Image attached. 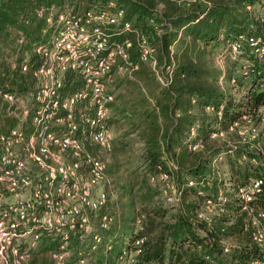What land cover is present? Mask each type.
<instances>
[{
	"label": "trees",
	"instance_id": "1",
	"mask_svg": "<svg viewBox=\"0 0 264 264\" xmlns=\"http://www.w3.org/2000/svg\"><path fill=\"white\" fill-rule=\"evenodd\" d=\"M108 1L0 0V133L16 123L8 113L3 94L30 100L35 87L31 71L22 72L20 64L27 61L32 64L31 69L35 68L39 61L34 45L46 42L51 34L52 28L45 17L38 16L39 10L52 13L55 7V20L66 6L86 11ZM113 1L123 9L124 20L132 23L133 31L117 38L133 40L130 59L138 68L131 77L116 76L112 80L116 93L109 125L124 121L126 130L122 136L113 137L108 174L116 179L119 164L115 159L127 145L138 142L140 150L136 164L125 169L134 179L125 178L121 185L109 183L106 210L116 215V220L107 229L99 230L101 242L94 249L89 245L90 235L82 243L75 238L73 245L67 246L68 264L78 254L88 255L98 264H115L122 250L132 252L138 247V264H206L207 256L215 264L264 261V246L251 241V220L236 193V186L249 177L261 178V189L249 205L264 211V165L252 163L253 153L243 147L226 153L221 143L211 139L213 132H227L229 125L242 115L255 117L264 104V90L259 83L264 67L258 66L260 73L253 74L250 80L229 75L225 77L228 85L223 87V72L213 62L214 55L226 54L229 39L240 33L262 31L264 0ZM137 31L155 47L157 65L162 71L173 63L167 85H162L149 64L139 59ZM79 84L75 76H67V89ZM191 128L195 129L194 135ZM227 135L230 137L228 132ZM128 136L133 137L127 139ZM197 143L200 146L193 149ZM242 153L247 158L239 161ZM220 155L222 158L218 159ZM139 169L143 172L138 174ZM162 171L172 176L181 192L177 205L167 203L159 185L149 181L150 174ZM189 181L194 184L189 185ZM220 189L224 200L218 203ZM208 198L219 207L209 223L196 216ZM138 219L140 227L135 232ZM135 237H143L144 242L134 245ZM57 246L47 235L43 236L38 248L30 250L28 264H51L49 251Z\"/></svg>",
	"mask_w": 264,
	"mask_h": 264
},
{
	"label": "built area",
	"instance_id": "2",
	"mask_svg": "<svg viewBox=\"0 0 264 264\" xmlns=\"http://www.w3.org/2000/svg\"><path fill=\"white\" fill-rule=\"evenodd\" d=\"M38 16L45 17L52 30L46 42L34 45L38 65L31 69L27 61L20 64L21 71H31L35 79L30 100L3 94L16 123L0 133V264H28L30 250L45 235L58 245L49 251L51 264H68L67 246L73 245L75 238L82 243L90 235L89 245L94 249L101 242L99 230L116 220V215L106 210L110 199L106 162L89 147L106 151L112 147L109 120L115 93L108 83L113 73L131 77L138 68L130 59L133 40L117 38L133 31L132 23L124 20L123 9L113 0L86 11L66 6L55 20L43 9ZM262 22L259 34L240 33L227 41L225 56L242 64L240 75L245 79L259 74L258 66L264 67V19ZM135 37L139 59L149 64L162 85H167L173 63L162 71L155 47L138 31ZM68 75L80 80L72 90L66 86ZM259 83L264 90V75ZM227 132H213L211 139H225L221 144L226 153L243 147L253 153L252 163L264 165V104L255 117L244 114L233 121ZM190 133L194 135L195 129ZM199 146L197 143L192 148ZM246 158L242 153L239 161ZM149 181L159 185L167 203L180 202L181 192L170 174H150ZM262 184L261 178L249 177L236 186V193L251 220V241L264 246V211L249 205ZM223 200L220 189L216 201ZM218 212V204L208 198L196 216L209 223ZM139 225L140 219L135 232ZM143 242V237L134 238L136 246ZM140 251L139 247L132 252L122 250L115 264H138L135 256ZM224 251L228 252V247ZM206 260V264H215L208 256ZM72 264L98 263L78 254ZM250 264L264 261L254 259Z\"/></svg>",
	"mask_w": 264,
	"mask_h": 264
},
{
	"label": "rangeland",
	"instance_id": "3",
	"mask_svg": "<svg viewBox=\"0 0 264 264\" xmlns=\"http://www.w3.org/2000/svg\"><path fill=\"white\" fill-rule=\"evenodd\" d=\"M78 11H80V9H77ZM57 9L54 7L53 8V11L52 13H46L47 15H51V17H53V13L56 12ZM218 55V54H217ZM217 55H214L213 56V62L222 70V75L224 76V78L221 79L220 83L223 87H227L228 85V81H227V76H238L240 75V69H241V66L242 64L239 63V62H233V61H230L225 55L223 56L221 54L220 57H217ZM116 76H123V75H120L118 74L117 72L116 73H113L112 77H111V80L109 81V86L112 88V83H113V78H115ZM237 88H234V90H236ZM236 94H240V91L236 90ZM116 93V92H115ZM125 128V125H124V121H121L120 123L118 124H112L110 125V128L113 132V134H115V132L117 130H120V129H124ZM133 137V136H131ZM130 136L127 137V139H130L131 138ZM214 140H216L218 143H223V140L225 139H222L221 137L219 138H215ZM90 150L99 155L100 157H102L105 162H106V167L108 164L112 163V160L110 159V156H109V151H106L104 149H101L99 147H96V146H91L89 147ZM139 150H140V144L138 142H134V143H131L129 145H127L123 151H121L119 153V156L118 158H116L115 160L118 161V172L117 174L118 175H115L116 176V179L114 180V178L111 177V175L108 174V172L106 171V177H107V180L109 181L110 184H118V185H121V184H124V179L127 178V180L129 179H134V177L132 176L130 178L128 172L125 171V169H127L128 167H130L131 165L133 166V164H136L135 163V159H137L138 155H139ZM143 172V169H139L138 170V174L139 173H142ZM119 177V178H118ZM115 181V182H114Z\"/></svg>",
	"mask_w": 264,
	"mask_h": 264
},
{
	"label": "crops",
	"instance_id": "4",
	"mask_svg": "<svg viewBox=\"0 0 264 264\" xmlns=\"http://www.w3.org/2000/svg\"><path fill=\"white\" fill-rule=\"evenodd\" d=\"M115 93V92H114ZM124 128V127H123ZM126 130V128H124V129H120V130H117L116 132H115V134H113L114 135V137L115 136H122V134H123V132ZM38 245H39V243L37 244V245H35L33 248L34 249H37L38 248Z\"/></svg>",
	"mask_w": 264,
	"mask_h": 264
}]
</instances>
